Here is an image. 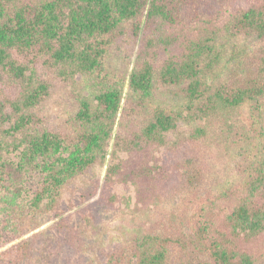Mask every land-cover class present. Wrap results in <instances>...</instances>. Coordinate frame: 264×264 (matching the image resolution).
Masks as SVG:
<instances>
[{
	"label": "trees",
	"instance_id": "1",
	"mask_svg": "<svg viewBox=\"0 0 264 264\" xmlns=\"http://www.w3.org/2000/svg\"><path fill=\"white\" fill-rule=\"evenodd\" d=\"M237 1L0 0V190L11 194L6 198L19 199L26 174L40 173L33 205L58 212L64 194L77 187L90 194L101 178L109 187L122 182L119 154L183 147L189 153L176 165L179 180L191 191L202 189L211 178L206 150L213 132L264 96V47L248 52L240 45L246 39L264 46V1L238 11L226 31L218 29ZM130 21H139L135 37L146 35L131 91L148 94L157 80L189 101L185 112L160 108L143 122V110L129 102L133 107L120 116L114 134L122 90L113 87L96 98L95 112L82 102L77 118L89 129L43 127L52 96L78 76L100 72ZM163 29L173 34L159 38ZM179 29L191 31L179 37ZM225 35L234 42H219ZM173 45L178 49L169 54ZM222 222L214 235L208 227L200 235L146 234L112 251L106 264H259L245 248L264 238V169L251 176ZM24 256L16 264H48L42 256Z\"/></svg>",
	"mask_w": 264,
	"mask_h": 264
},
{
	"label": "rangeland",
	"instance_id": "2",
	"mask_svg": "<svg viewBox=\"0 0 264 264\" xmlns=\"http://www.w3.org/2000/svg\"><path fill=\"white\" fill-rule=\"evenodd\" d=\"M263 1L233 3L218 29L226 31L238 11ZM138 23L130 21L120 28L122 34L108 49L100 72L78 76L52 96L42 112L43 127L71 133L89 129L77 118L82 102H88L95 112L96 98L113 87L122 90V109L113 125L114 134L120 116L133 107L129 102L143 110V122L160 108L185 112L189 101L174 97L172 90L161 87L157 80L148 94L131 91L137 55L146 43L142 32L134 36ZM190 31L179 29L174 33L184 37ZM172 34L163 29L158 36ZM218 41L234 42L228 35L218 37ZM240 45L248 52L264 47L246 39ZM177 49L173 45L169 54ZM160 61L156 68L161 66ZM212 141L206 150L211 178L197 191L184 186L176 171L178 161L188 158L186 147L119 154L125 166L122 182L109 187L101 178L90 194L77 187L64 194L58 212L48 211L46 204L33 205L42 177L40 173H27L23 188H19V199L10 201L6 198L10 193L0 190V264L22 262L24 255L42 256L48 264H106L112 251L146 234L200 235L208 227V233L214 235L224 227L225 214L245 193L251 176L264 169V96L230 114L213 132ZM111 145L109 140V154ZM65 220L70 227L66 228ZM81 227L84 229L79 230ZM245 249L264 264V238Z\"/></svg>",
	"mask_w": 264,
	"mask_h": 264
}]
</instances>
